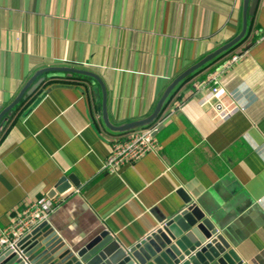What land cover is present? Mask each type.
Returning <instances> with one entry per match:
<instances>
[{
    "label": "crops",
    "instance_id": "obj_1",
    "mask_svg": "<svg viewBox=\"0 0 264 264\" xmlns=\"http://www.w3.org/2000/svg\"><path fill=\"white\" fill-rule=\"evenodd\" d=\"M242 18L243 0H0V112L38 69L59 65L99 75L114 124L144 118ZM248 24L241 43L171 95L154 121L156 151L115 171L104 163L127 132L105 126L100 84L45 73L0 121V234L54 191L47 221L65 244L80 248L107 229L130 246L185 206L184 188L214 210L242 264H264V0ZM234 52L243 55L226 68ZM215 75L222 90L211 96Z\"/></svg>",
    "mask_w": 264,
    "mask_h": 264
},
{
    "label": "water",
    "instance_id": "obj_2",
    "mask_svg": "<svg viewBox=\"0 0 264 264\" xmlns=\"http://www.w3.org/2000/svg\"><path fill=\"white\" fill-rule=\"evenodd\" d=\"M259 0H243V18L240 32L230 41L192 64L178 74L165 88L153 111L144 118L121 124L111 122L107 112V94L102 79L95 72L71 66H46L38 69L15 98L0 112L3 116L13 109L25 94H30L45 73L70 72L92 77L101 86V115L105 126L114 133H125L154 123L177 87L191 74L211 64L231 51L248 35V17L253 16ZM65 177L56 186L66 187ZM75 181V180H74ZM64 182V183H63ZM76 182V181H75ZM185 206L163 220L153 231L130 246L120 242L103 230L84 246L72 249L60 238L48 221H44L24 234L16 248L0 251V264H242V260L214 220V210L201 199L190 196L179 188ZM55 194L52 191L49 196Z\"/></svg>",
    "mask_w": 264,
    "mask_h": 264
},
{
    "label": "built area",
    "instance_id": "obj_3",
    "mask_svg": "<svg viewBox=\"0 0 264 264\" xmlns=\"http://www.w3.org/2000/svg\"><path fill=\"white\" fill-rule=\"evenodd\" d=\"M243 53L234 52L224 62L227 68L237 62ZM222 71V70H221ZM222 90L218 75L214 76V85L211 88V96H217ZM220 116L225 117L231 110L223 107L221 102L215 106ZM156 123L134 129L116 137L111 143L110 152L105 160L104 167L115 171L119 166L138 160L150 151H156L157 138L155 131ZM56 202L53 197L44 195L28 203L25 208L18 213L12 224L4 228L0 234V251L8 248H16L18 240L26 233L30 232L40 223L47 221L50 213L55 209Z\"/></svg>",
    "mask_w": 264,
    "mask_h": 264
}]
</instances>
